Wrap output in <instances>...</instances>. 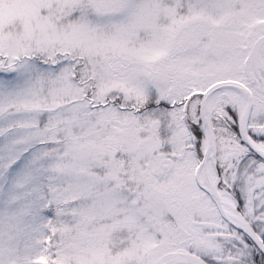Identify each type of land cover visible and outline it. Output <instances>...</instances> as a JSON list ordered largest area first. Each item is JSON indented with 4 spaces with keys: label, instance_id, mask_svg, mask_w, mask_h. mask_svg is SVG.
Masks as SVG:
<instances>
[{
    "label": "snow or ice",
    "instance_id": "1",
    "mask_svg": "<svg viewBox=\"0 0 264 264\" xmlns=\"http://www.w3.org/2000/svg\"><path fill=\"white\" fill-rule=\"evenodd\" d=\"M0 264H264V0H0Z\"/></svg>",
    "mask_w": 264,
    "mask_h": 264
}]
</instances>
